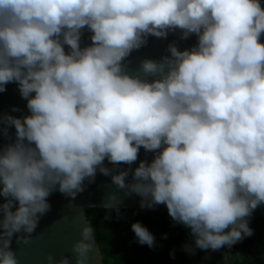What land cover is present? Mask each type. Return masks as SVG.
Instances as JSON below:
<instances>
[{
  "label": "clouds",
  "instance_id": "9594fccd",
  "mask_svg": "<svg viewBox=\"0 0 264 264\" xmlns=\"http://www.w3.org/2000/svg\"><path fill=\"white\" fill-rule=\"evenodd\" d=\"M177 31L197 43L128 71L149 37ZM262 40L264 0H0V94L16 84L29 113H0V264H19L13 240L31 243L54 193L75 199L98 173L142 209L165 205L190 230L191 255L252 237L264 206ZM141 148L151 162L105 164L131 166ZM122 202L113 193L104 206ZM131 230L155 246L141 222ZM94 246L85 224L73 257L48 264H88Z\"/></svg>",
  "mask_w": 264,
  "mask_h": 264
},
{
  "label": "water",
  "instance_id": "95a60500",
  "mask_svg": "<svg viewBox=\"0 0 264 264\" xmlns=\"http://www.w3.org/2000/svg\"><path fill=\"white\" fill-rule=\"evenodd\" d=\"M90 35L87 30L82 36V47L90 44ZM181 33H170L167 39H158L155 37L148 38V44L138 51H134L128 58V71L131 74H137L140 69L141 61L152 59L159 61L163 56L170 55L168 46L175 44L180 50L193 47L197 43L195 35L188 39H180ZM264 42V40H262ZM26 101L19 94L16 84H9L7 91L0 94V113L11 114L17 117L28 115ZM19 108L20 111L13 112V108ZM14 128L10 130V135L14 137ZM5 144L8 140L3 141ZM153 153H146L143 148L140 150L139 159L131 166L121 164L112 165L105 161L109 168H115L116 171L126 170L129 167L134 169L138 167L141 160L151 162ZM115 174V173H114ZM128 182H132L131 173ZM85 191L76 196L75 199L67 198L59 192L54 193L49 202L52 210L46 214L39 223L36 232L32 235L31 243L28 245H17L13 240L12 248L17 253L19 264H48L47 256L53 255L59 260L62 256L73 257L71 251L73 244L81 238V230L85 224H89L86 216L87 208H104L107 197L115 193L123 201L119 209L140 210V197L135 194L125 195L124 190H120L112 183L111 176L97 174L95 182L88 184L85 182ZM155 208H166L165 205H159ZM75 264V260H72ZM88 264H104L103 256L99 244L95 240L93 251L89 253Z\"/></svg>",
  "mask_w": 264,
  "mask_h": 264
},
{
  "label": "trees",
  "instance_id": "16d2710c",
  "mask_svg": "<svg viewBox=\"0 0 264 264\" xmlns=\"http://www.w3.org/2000/svg\"><path fill=\"white\" fill-rule=\"evenodd\" d=\"M86 216L95 230L104 264H264V206L250 218L252 237L230 250H196L195 255L183 250L185 244L193 243L190 230L175 224L167 208L119 209V213L115 209L87 208ZM135 222H141L154 235V247L137 242L131 230ZM225 252L229 253L227 261Z\"/></svg>",
  "mask_w": 264,
  "mask_h": 264
}]
</instances>
